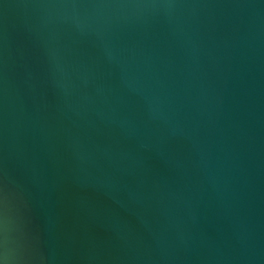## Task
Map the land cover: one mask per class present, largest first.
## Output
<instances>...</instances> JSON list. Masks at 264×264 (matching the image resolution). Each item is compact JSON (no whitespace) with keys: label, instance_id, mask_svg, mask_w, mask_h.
Masks as SVG:
<instances>
[{"label":"water","instance_id":"1","mask_svg":"<svg viewBox=\"0 0 264 264\" xmlns=\"http://www.w3.org/2000/svg\"><path fill=\"white\" fill-rule=\"evenodd\" d=\"M0 264H264V0H0Z\"/></svg>","mask_w":264,"mask_h":264}]
</instances>
